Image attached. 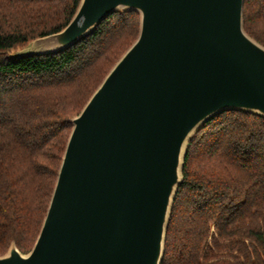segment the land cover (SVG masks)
Wrapping results in <instances>:
<instances>
[{
  "label": "water",
  "instance_id": "water-1",
  "mask_svg": "<svg viewBox=\"0 0 264 264\" xmlns=\"http://www.w3.org/2000/svg\"><path fill=\"white\" fill-rule=\"evenodd\" d=\"M244 0H81L60 32L15 57L57 54L119 11L140 15L72 131L36 242L0 264H161L191 139L226 111L264 117V46Z\"/></svg>",
  "mask_w": 264,
  "mask_h": 264
},
{
  "label": "trees",
  "instance_id": "trees-1",
  "mask_svg": "<svg viewBox=\"0 0 264 264\" xmlns=\"http://www.w3.org/2000/svg\"><path fill=\"white\" fill-rule=\"evenodd\" d=\"M81 0H0V256L27 254L45 218L77 116L139 35L119 11L84 40L15 57L63 30ZM244 28L264 46V0H244ZM161 264H264V117L226 111L190 141Z\"/></svg>",
  "mask_w": 264,
  "mask_h": 264
},
{
  "label": "rangeland",
  "instance_id": "rangeland-1",
  "mask_svg": "<svg viewBox=\"0 0 264 264\" xmlns=\"http://www.w3.org/2000/svg\"><path fill=\"white\" fill-rule=\"evenodd\" d=\"M25 46H26V45H25ZM25 46H24V47H25ZM24 47H22V48L16 50L15 53H16V52H20L21 50H23Z\"/></svg>",
  "mask_w": 264,
  "mask_h": 264
}]
</instances>
